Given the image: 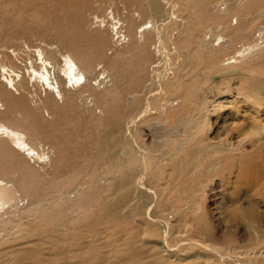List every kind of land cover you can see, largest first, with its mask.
I'll return each mask as SVG.
<instances>
[{
	"label": "bare ground",
	"instance_id": "1",
	"mask_svg": "<svg viewBox=\"0 0 264 264\" xmlns=\"http://www.w3.org/2000/svg\"><path fill=\"white\" fill-rule=\"evenodd\" d=\"M126 1L137 3L151 18L138 24L134 15L122 21L110 13L111 22L98 18V26L89 29L90 0H0V41L16 39L24 28L39 34L47 46L57 45L48 50L29 42L0 59V104L5 107L0 112V264H24V251L10 250L29 239L36 240L37 252L47 259L37 257L30 264H139L146 251L152 258L147 264H264V237L242 247L237 257L219 246L210 231L205 242L191 239L188 227L202 209L204 189L227 172V161L238 162L241 172L245 163L239 159L247 145L263 151L264 86L247 83L239 65L264 50V0ZM106 22L116 45L123 47L111 58ZM197 28L201 33L210 29L209 40L207 33L197 37ZM213 38L222 39L218 47L206 45ZM152 45L162 65L153 68L142 101L125 121L123 108L137 98L126 99L125 74L131 79L140 75L130 53L147 54ZM195 56L201 58L190 68ZM225 58L229 67L221 69L217 65ZM211 71L222 78L239 77L251 87L244 97H230L248 114L239 113L229 131L214 129L226 106L205 97ZM34 98L39 105L32 104ZM89 100L103 117L86 107ZM156 113L166 115L167 124L157 121L147 125L149 132L142 130ZM156 126H168L167 151L147 144ZM238 127L240 132H234ZM118 134L123 142L113 150ZM39 140L59 152L53 170L47 166L52 155L34 146ZM178 184L198 190L186 206L175 208L165 189ZM257 186L252 189L264 190ZM26 197L30 208H21ZM247 221L253 229L258 221L254 212H248ZM110 231L121 247L107 248V254L124 259L74 261L71 254L82 250L95 257V238L103 234L105 239Z\"/></svg>",
	"mask_w": 264,
	"mask_h": 264
},
{
	"label": "rangeland",
	"instance_id": "2",
	"mask_svg": "<svg viewBox=\"0 0 264 264\" xmlns=\"http://www.w3.org/2000/svg\"><path fill=\"white\" fill-rule=\"evenodd\" d=\"M135 1V0H134ZM222 1V0H221ZM91 7L88 11H86L87 18L89 20V29H92L96 26H98L96 20L104 19L106 18V21L111 22V16H109L110 13H113L115 18L119 19H128L131 18L132 15L135 17V21L140 24L143 20L151 18V13L146 17V15H143L142 11L140 10V7L137 3L126 1V0H90ZM226 6H221V10H225ZM264 15V9L261 12ZM129 14V15H128ZM127 16V17H126ZM126 17V18H125ZM262 24L264 26V17L261 20ZM107 23L108 33H110V40H109V47L107 48V55L108 57H113L116 48L119 46L116 45L115 40L112 39V29L110 27V24ZM127 23H125L126 25ZM233 24H236V18L233 19ZM18 28V27H17ZM209 31L210 29L205 30L203 33H201V30L199 28L196 29L195 35L197 37H200L203 39L204 34H208L209 40ZM18 36L16 39H13L11 41H0V59L2 55L5 54H12L13 51L22 46V48H26L27 44H30L29 42L34 43V45H39L42 48H46L48 50H55L57 48V45L54 44L52 46H47L45 42H42V38L39 37V34H29L26 32L24 28L20 29L18 32ZM222 39H219L215 41L213 38L210 43H206L208 47H218L219 43ZM264 41V39H263ZM26 43V44H25ZM264 47V44L262 45V48ZM120 49L123 47H119ZM152 50V51H151ZM200 50L197 47V51ZM135 53V54H134ZM155 48L154 45H152V49L148 50L147 54H144V52L140 53H130V62H136L137 68L133 70H137L140 75L137 78L131 79L130 76L126 77L125 74V80L124 83L126 85V94L127 98L130 99L134 95H137V98L135 101L130 102L131 105L129 107L123 108L121 118H123L126 121V118H131L133 114H135V103H140L143 99L144 92L146 89V86L152 82V70L153 68H158L161 64V58L158 57V55H155ZM137 54V55H136ZM154 55V56H153ZM142 56V57H141ZM201 56H203V52L201 53ZM150 57L152 59H150ZM150 60H149V59ZM200 56H195L193 60V64L190 65V68H194L197 66L198 61L200 60ZM227 58L222 59L220 63H218V67L221 69H226L229 66L227 64L228 61H225ZM134 60V61H133ZM139 60V61H138ZM160 60V61H159ZM160 62V64H159ZM232 62V61H231ZM145 63V64H144ZM104 64H101L97 67V70H100ZM149 66V67H148ZM242 66L245 74V79L247 83H253L258 85L259 87L264 86V50L262 51V54L252 57L251 59H248L246 61H242V64L239 65V67ZM238 67V68H239ZM126 71H128V68H125ZM97 75V74H96ZM95 74H93L91 77L95 78ZM145 75V76H144ZM143 77H146V81L144 86L141 84V79ZM210 80L207 83V86L205 88V97L209 99L210 101L214 98L215 100H219V102H223L224 106L226 108L221 112L222 115L218 120V125L214 128L215 131L222 129L221 132L229 131L233 127V123L238 118V115L240 113V116H246L248 112L246 111L247 108H244V105L235 106L234 104H231L230 97L233 96H239L244 97L245 95L250 94V85L244 84L239 77H225L222 78L219 76V74L216 71H211L209 73ZM208 78V79H209ZM101 79V78H100ZM5 82V81H4ZM128 82V84H127ZM7 83V82H5ZM93 85L96 82H90ZM130 83V84H129ZM8 84V83H7ZM105 85V84H104ZM102 85V88H105V86ZM110 86V85H109ZM71 87V86H70ZM77 89V88H76ZM262 96L264 99V91L262 92ZM32 104L39 105L38 102H36V98L31 99ZM127 100V102H128ZM180 102V101H178ZM178 102H175V105L178 104ZM86 107H90L95 109V114L97 116H104L102 114V111L100 108H97V106L94 105V102H91L89 100L88 105ZM198 109V108H197ZM5 107L0 104V112H5ZM45 116L51 120V116L48 115L47 112L44 113ZM50 116V117H49ZM131 116V117H130ZM226 116V117H225ZM197 117V116H196ZM166 115L163 114V116H159L158 113L155 115H152V117H149L148 121L144 123L142 127H140L145 132H149V128L147 125L149 123L157 124L161 123L166 125ZM226 120L224 121V119ZM214 121H216V118H214ZM224 121V122H223ZM237 121V120H236ZM169 126V125H168ZM167 127L161 128L159 126H156L155 128L151 129L152 134L150 135V138L147 141V144L149 146H155L157 145L160 147V150H168L169 147L164 143L167 140ZM245 128V126L241 127ZM241 128H237L234 132L238 131L240 132ZM140 130V129H139ZM103 136L104 132H106L105 128L101 129ZM145 132L143 133V136H146ZM214 133V131L212 132ZM25 135L27 136L28 140L30 141L31 135L27 132H25ZM100 135L99 141L102 143V136ZM218 135H215L216 138ZM249 139V138H247ZM254 140V138H251ZM113 150L115 149V145L119 144L120 142H123V139H121V135L118 134L113 139ZM32 144V143H31ZM33 145V144H32ZM34 146L37 147L38 151H42L45 149L47 152H49V155H52V160L47 166L52 167V170L55 166V161H58L60 158L59 152L50 146L46 141L39 140V142L34 144ZM246 155L243 158H240L243 163H245L244 168L242 171H239L238 168V162H230L227 161V172L225 174L222 173L221 177L217 176L214 178L213 184L210 185L209 189H204L205 195L202 200V209L197 213L195 218H191L188 227L190 228L189 237L193 240H197L200 242H205L209 239L210 234L208 231L212 233L213 238L215 239V242L218 243L219 246H221L224 249H230V254H233L237 257H242L241 248L245 246V248L251 244L252 240H256L258 243L259 240H262L264 237V190L262 189H252L253 186L263 185L264 187V148L261 152L258 149H254L250 145H247L246 148ZM215 164V162L213 163ZM30 165L33 166L36 170H39V165H34L33 161H30ZM42 166V164H41ZM40 166V167H41ZM45 166L44 168H47ZM48 167V168H49ZM203 170V169H202ZM224 176V177H223ZM257 186V187H258ZM182 185H177L173 189H165L166 195L168 194V191H170V196L172 197V203L175 208H179L181 206H186L187 202H189L190 197L197 194L198 189H183ZM134 189V188H133ZM90 192V191H89ZM133 196H136V194H133ZM31 200L30 198L26 197L24 198V202L20 204L21 208H30ZM249 213L254 212L257 223H255L253 229H250L248 226L247 221V215ZM172 213L171 211L167 212L166 214ZM172 216L170 215L169 218ZM140 219L143 220L141 217ZM201 225H204L205 231H202L199 227ZM84 228V227H83ZM260 233L258 237H255L256 232ZM252 233V234H251ZM102 235H98L95 238L94 243V250L96 252L95 257H92L90 254L88 256H85L87 253H85L84 250L71 254L75 262H80L85 259V262L87 263V260H89L92 263L100 262L102 258L108 259L109 257H116L118 255V258L124 259L125 257L121 256L120 254L113 253V254H107V248L116 247L119 246V238L116 235L115 232L110 231L107 233V236L105 239L102 238ZM257 238V239H256ZM35 239H29L26 242L22 244L18 249H12L10 251H24L23 254H21V259H24V264H30L29 261L31 259H35L37 257H41L39 259H42V262H46L47 259L45 256L40 255L37 252V249L35 247L36 244ZM93 244H90L92 246ZM121 247V245H120ZM9 251V250H8ZM151 253H148L146 251V254H144V260L141 261L139 264H147L151 261Z\"/></svg>",
	"mask_w": 264,
	"mask_h": 264
}]
</instances>
